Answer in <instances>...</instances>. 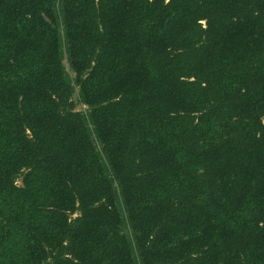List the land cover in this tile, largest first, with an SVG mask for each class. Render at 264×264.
<instances>
[{
    "label": "trees",
    "instance_id": "obj_1",
    "mask_svg": "<svg viewBox=\"0 0 264 264\" xmlns=\"http://www.w3.org/2000/svg\"><path fill=\"white\" fill-rule=\"evenodd\" d=\"M0 264H264V0H0Z\"/></svg>",
    "mask_w": 264,
    "mask_h": 264
},
{
    "label": "rangeland",
    "instance_id": "obj_2",
    "mask_svg": "<svg viewBox=\"0 0 264 264\" xmlns=\"http://www.w3.org/2000/svg\"><path fill=\"white\" fill-rule=\"evenodd\" d=\"M67 70L69 71L68 67H67ZM73 99H74V101H76V100H77V96L74 95V96H73ZM76 110H79V111H85V110H86V107L83 106V105H79V104H77V105H76ZM18 184H19V183H18Z\"/></svg>",
    "mask_w": 264,
    "mask_h": 264
}]
</instances>
